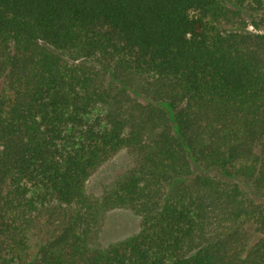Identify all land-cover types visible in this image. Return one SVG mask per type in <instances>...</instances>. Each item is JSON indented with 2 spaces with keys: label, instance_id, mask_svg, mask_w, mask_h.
<instances>
[{
  "label": "trees",
  "instance_id": "obj_1",
  "mask_svg": "<svg viewBox=\"0 0 264 264\" xmlns=\"http://www.w3.org/2000/svg\"><path fill=\"white\" fill-rule=\"evenodd\" d=\"M249 26L264 0H0V264H264ZM121 150L132 165L88 195ZM120 208L140 230L91 247Z\"/></svg>",
  "mask_w": 264,
  "mask_h": 264
},
{
  "label": "rangeland",
  "instance_id": "obj_2",
  "mask_svg": "<svg viewBox=\"0 0 264 264\" xmlns=\"http://www.w3.org/2000/svg\"><path fill=\"white\" fill-rule=\"evenodd\" d=\"M248 30L264 33V26L252 27ZM63 59L69 60L67 54ZM133 162V156L127 150H121L95 171L86 183V193L99 198L105 190L110 189L118 175L127 170ZM140 230V218L130 209L120 208L107 212L102 220L98 234L90 242L91 247L105 248L110 244L122 241Z\"/></svg>",
  "mask_w": 264,
  "mask_h": 264
}]
</instances>
